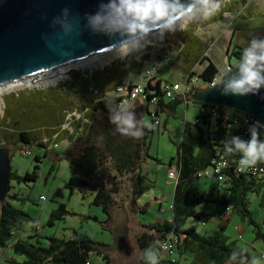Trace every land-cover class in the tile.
I'll return each instance as SVG.
<instances>
[{
    "label": "trees",
    "instance_id": "obj_1",
    "mask_svg": "<svg viewBox=\"0 0 264 264\" xmlns=\"http://www.w3.org/2000/svg\"><path fill=\"white\" fill-rule=\"evenodd\" d=\"M226 11L232 10L221 8L216 16L208 20L201 19L200 26L221 20ZM236 30L234 27L226 51L230 50ZM192 32L190 27L186 32L176 34L183 43L173 64L186 76L184 85H189L191 78H199L208 83L219 73L216 64L205 55L203 42ZM146 49L142 47L134 51L129 59L114 60L89 73L87 70H73L66 80L53 87L5 94L2 97L4 110L0 115V148H7L10 157V145L21 142L26 148L37 144L47 153L56 147V144L49 143L54 134L57 135V141L67 136L69 145L64 155L69 158L74 174L66 181L64 188L71 193L77 190L82 195L92 193L91 204L101 207L107 220L113 209L145 213L146 205L138 207L137 200L150 187L147 173L144 172L149 137L164 124L165 121L161 120L162 113L174 112L178 105L187 102L194 93L207 88L192 85L188 91L169 99L161 90V82L167 81L154 78L155 72L146 87V92L153 90V94H148L143 101H137L131 107L117 108L116 100L110 96L117 86L126 84L131 75L142 73L146 63L150 61V54ZM156 51L164 52L162 46H157ZM233 54L239 61L242 53L234 51ZM197 65L202 66L198 73L194 71ZM153 96L155 102L151 105L149 101ZM195 103L198 114L192 125L197 129V150L189 144L180 143L175 157L170 160L168 168L175 165L177 171L169 205L171 218L165 222L138 224L141 229L135 244L142 257L137 264H177L180 258L186 261L185 264H248L253 259L264 260V253L252 255L223 232L226 223L233 215H237L253 227L255 239L264 241V216L261 223H257L249 208L250 198L256 196L258 205L264 212V176L236 171L235 165L244 157V150L238 148L233 140L235 128L232 123L223 117L225 111L233 116L244 112L198 101ZM199 106L204 110L201 111ZM150 107L154 109L155 117L160 119V124L154 123ZM212 108L217 109L216 115L212 114ZM73 112L78 116L70 117L69 127L62 128L67 115ZM127 113L133 115L135 126L125 135L117 130L118 126L111 121V117ZM145 115L150 121L149 128L145 123ZM184 125L186 130V124ZM200 125H206L208 130L204 132ZM71 128L74 131L70 134ZM135 132L140 135L131 134ZM258 132L259 140L264 141L261 128H258ZM251 135L252 133L244 139V143L250 141ZM228 149L232 151L229 152ZM219 157L228 161L227 167L222 170L221 182L212 172L213 160ZM35 160L40 162L41 158L36 156ZM34 168L37 169V165ZM35 169L24 175L11 172L10 180L14 179L18 183L34 182L37 178ZM200 172L203 174L199 176ZM211 176L218 182L220 194L216 199L204 197L196 186L197 180ZM10 180L7 197L0 201V256L5 248H9L12 255L0 259V264H91L93 254L110 262L102 244L76 230H72L69 238L45 236L44 244L36 233L30 234L28 240L17 238L10 242L23 223L33 221L25 211L11 204L10 200H18V196L15 193L9 194ZM60 194V190H57L56 195ZM208 201L224 208L221 217L224 220L218 224V229L203 235L197 233L195 227L188 225L187 221L206 217L207 213L198 207ZM68 213L64 203L58 204L50 211L47 225L52 226L55 221L63 220ZM170 235L176 238L175 249L171 255H163L160 244ZM238 237L241 238V235ZM34 238V242L29 241ZM13 255L24 258L18 261Z\"/></svg>",
    "mask_w": 264,
    "mask_h": 264
},
{
    "label": "rangeland",
    "instance_id": "obj_2",
    "mask_svg": "<svg viewBox=\"0 0 264 264\" xmlns=\"http://www.w3.org/2000/svg\"><path fill=\"white\" fill-rule=\"evenodd\" d=\"M221 8H231L232 11L224 12L221 20L205 26H200L201 19H198L189 23L187 30L190 27L193 29L192 34L197 36L204 44L205 55L216 63L220 73L225 74L226 71L224 70L229 58H231V63L233 64L238 62L237 56L233 54L234 51L242 53L253 37L264 39V0H221ZM234 27L237 30L234 31L230 50L226 51L229 37ZM183 32L186 31L176 28L175 32L165 31L161 36L154 35V33L142 41V44H147L144 48H147L146 52L150 54V61L146 63L141 74L152 71L153 68L157 67V61L163 59L157 72L158 77L170 80L175 79L182 85L184 82L183 78L179 76V71L170 63L171 59H167V57L174 58L176 56L179 49L177 44L180 43L181 47L183 43L182 39L176 38V34ZM157 46H162L164 52L158 53L156 51ZM133 52L126 57H121L120 55L112 56L104 64L99 61L103 56L82 59V61H86L82 67L73 68L70 64L69 66L71 67H68L70 69L64 72L63 77L57 78L55 82L49 84L43 85L39 83L40 85L37 86L24 84L27 87H23V85L18 87L17 85L12 89H4L0 91V115L3 114L4 110L2 97L5 94L53 87L58 82L66 80L68 74L73 70H87V73H89L103 68L114 60L129 59ZM90 59L94 60L89 61ZM201 68V65H197L194 71L198 73ZM57 70H60V68ZM137 77L140 76L138 75ZM140 80L138 79L137 81ZM196 111L198 112V108H195L193 103L188 102L187 112L185 102L181 103L177 107L176 113H171L168 116L166 128H163L161 124L159 131L150 135L147 149L148 159L147 164L144 166V172H147V182L150 187L137 200L138 207L146 205L145 213L113 209L109 220H107L101 207L91 204L92 193L82 195L77 190L71 193L69 189L64 188L66 181L74 174V169L69 162V158L64 155L67 148L63 144L57 146L56 149L49 150L47 153L44 148L37 144L28 145L27 148L21 142L10 145L9 163L11 172L24 175L25 172H32L35 169V165L38 167L35 169L37 178L34 182L18 183L14 179L10 180L9 194L15 193L18 196V200H10L11 204L15 208L25 211L33 219V221L23 223L10 242L17 238L28 240L30 234L36 233L38 237L40 236L42 244H44L46 242L45 236L54 235L59 238H69L72 230H76L87 234L95 242L102 244V248L110 261L107 263L101 256L93 254L90 259L91 264H137L142 257L141 251L135 244V239L141 229L138 224L165 222L171 218L169 205L172 198L174 180L167 175L168 164L175 157L180 143L189 144L195 151L197 150L195 139L197 129L196 126L192 125L195 121ZM186 113H188L187 116ZM165 118L166 114L162 113L161 120L163 121ZM149 122L148 116L145 115V123L148 128L150 127ZM185 123L186 130L184 129ZM200 127L203 128L204 132L208 130L206 125H200ZM24 149H29L31 154L25 155ZM36 156L41 158L40 162L35 160ZM196 186L198 192L208 199H210V196L216 199L220 194L217 189L218 182L214 177L201 178L196 181ZM57 190H60V195H56ZM40 196L45 199L41 200ZM121 196L123 197V195ZM249 201L253 219L257 223H261L264 212L258 205V198L252 196ZM60 203L66 205L69 213L64 216L63 220L55 221L52 226L47 225L50 211L55 209ZM198 209L205 211L208 215L200 219H189L187 224L193 225L196 232L203 235L211 234L218 229V224L223 219L221 217L224 208L208 201L200 205ZM252 228L246 221L241 220L237 215H233L226 223L223 232L231 240H235L238 246L247 249L255 256V254L264 253V241L255 239ZM262 230L264 231V228ZM238 235H241V238ZM29 241L34 242L35 238L29 239ZM121 245L123 246L119 249ZM11 255L9 251L2 250L0 259L9 258ZM12 257L18 261H22L24 258L21 255H13ZM185 262L184 259L180 258L177 264H185ZM254 262L255 264H264L263 259H253L248 264H254Z\"/></svg>",
    "mask_w": 264,
    "mask_h": 264
},
{
    "label": "water",
    "instance_id": "obj_3",
    "mask_svg": "<svg viewBox=\"0 0 264 264\" xmlns=\"http://www.w3.org/2000/svg\"><path fill=\"white\" fill-rule=\"evenodd\" d=\"M101 3L107 0H0V86L112 48L119 35L109 36L89 20ZM230 70L221 83L194 93L193 99L250 114L264 137V87L258 94H232L226 85L238 69ZM10 176L8 149L1 147L0 201L7 197Z\"/></svg>",
    "mask_w": 264,
    "mask_h": 264
},
{
    "label": "clouds",
    "instance_id": "obj_4",
    "mask_svg": "<svg viewBox=\"0 0 264 264\" xmlns=\"http://www.w3.org/2000/svg\"><path fill=\"white\" fill-rule=\"evenodd\" d=\"M220 11L221 0H186L185 3H181V0H107V3H101L100 11L90 16L89 20L94 28L109 36L118 34L120 39L112 44V50L126 57L146 47L147 44L141 42L154 33L163 35L165 31L175 32L178 22L180 30L186 31L189 23L198 19L208 20ZM235 68L238 69V75L228 80L226 89L235 95L258 94L264 87V39L253 37L243 49ZM230 71L227 69L225 75ZM121 107L128 108L131 105L124 104ZM111 121L125 135L135 126L131 113L112 116ZM259 127V122L250 127L252 135L247 143L241 142L238 137L234 138L237 147L244 150V157L240 160L242 166L264 163V141L259 140ZM131 134L140 135L139 132Z\"/></svg>",
    "mask_w": 264,
    "mask_h": 264
},
{
    "label": "built area",
    "instance_id": "obj_5",
    "mask_svg": "<svg viewBox=\"0 0 264 264\" xmlns=\"http://www.w3.org/2000/svg\"><path fill=\"white\" fill-rule=\"evenodd\" d=\"M231 67L232 65L226 62L224 71H226L227 69H231ZM156 70H157V67L153 68L152 71H147L143 73L141 75L140 81H134V79L131 78L126 82V84L117 86L110 96L116 100L117 108L124 109L121 107V105H124V104L132 105L133 103L137 101H143L148 94H153L154 92L153 90H149L148 92H146V87L148 85V80L151 78V76H153ZM222 75L223 73H220L219 71L216 77L212 81L207 83V87L214 86ZM195 80L196 78L192 79L189 85L186 84L184 86H181L177 82H161V90L164 93V96L166 98L173 99L177 94L182 93L183 91H188V88H190V86H192L195 83ZM149 102L152 105L153 102H155V97L153 96ZM225 108H228V107H225ZM200 110L203 111L204 108L200 107ZM211 111L213 115H216L218 113L216 108H212ZM150 112H151V117L154 120V123L156 125L160 124V119L155 117L154 109L152 107H150ZM74 115L78 116L77 114H75V112L67 115L66 117L67 121L64 122V124L62 125V128L69 127L68 119H70V117ZM223 117L225 120L230 121L233 127L235 128V135L233 137V140L234 138L238 137L241 142H244V139L249 134H251V131L249 130L250 127H252L254 124L258 122L253 116L247 113L235 114L233 116L231 115V113H228V111H225L223 113ZM259 128H261V126ZM29 154H30V150L26 149L25 155H29ZM213 164H214V167H213L212 172L214 173V175H216L217 180L221 182L223 180L222 170L225 167H227L228 161L225 158L219 157L213 160ZM241 167H243L244 169L241 170ZM235 169L237 172L247 171L255 176H264V163L262 162H258L256 165L242 166L240 165V161H239L238 163H236ZM202 174L203 172L198 173L199 176ZM207 174H208V171L205 172V175ZM167 175L168 177L172 179L177 177V171H176L175 165H171L168 168ZM40 199L44 200L45 198L43 196H40ZM175 241H176V238L173 235H170L167 238V240L161 242L160 247H161L163 255H171L172 251L175 249Z\"/></svg>",
    "mask_w": 264,
    "mask_h": 264
},
{
    "label": "bare ground",
    "instance_id": "obj_6",
    "mask_svg": "<svg viewBox=\"0 0 264 264\" xmlns=\"http://www.w3.org/2000/svg\"><path fill=\"white\" fill-rule=\"evenodd\" d=\"M176 28H180V25H179V22L177 23V26ZM154 35H157V34H154ZM153 35V36H154ZM158 36H161V35H158ZM103 52V53H102ZM102 52H99L101 54H97L95 56L92 57H87L86 59H89V58H96V57H101L103 56L101 59H99L100 63L104 64L105 62H107V60L109 58H111L112 56H116V55H119V53H116V52H113L112 48H108ZM85 59V58H83ZM91 60H94V59H90L89 61ZM88 61V60H87ZM75 62V63H74ZM74 62H71V63H68V64H65L63 66H60L58 68H55V69H52V70H49V71H46L44 73H41V74H37V75H32V76H28L26 78H22L20 80H16V81H12L8 84H5V85H1L0 86V91L4 90V89H12L14 88V86H17L18 87H21L23 85V87H27V85L29 86H33V85H40L39 83L45 85V84H49V83H52V82H55L57 78H60V77H63L64 75V72L67 70V69H70L68 67H73V68H77V67H82L83 64H85V60L82 61V59H79L77 61H74ZM74 63V64H73ZM71 64V66H69ZM73 64V65H72ZM63 67V68H62ZM60 70H57L59 69ZM24 79V80H23ZM24 84H27V85H24ZM21 85V86H19ZM28 86V87H29ZM17 88V87H16Z\"/></svg>",
    "mask_w": 264,
    "mask_h": 264
},
{
    "label": "crops",
    "instance_id": "obj_7",
    "mask_svg": "<svg viewBox=\"0 0 264 264\" xmlns=\"http://www.w3.org/2000/svg\"><path fill=\"white\" fill-rule=\"evenodd\" d=\"M232 31H233V28H232ZM231 36H232V33H231ZM231 36L229 37V40H230V38H231ZM177 38V37H176ZM177 45H179V48H180V43H178ZM179 50V49H178ZM178 52V51H177ZM177 55V54H176ZM175 57L176 56H174V58H169V57H167V59H171L170 60V63H172V65L174 66V64H173V61H174V59H175ZM161 60H163V59H161ZM161 60H158L157 61V70H156V72H158L159 71V66H160V63H161ZM230 65L231 64H233V63H231V58H229V62H228ZM216 64V63H215ZM217 66V65H216ZM174 68L175 69H177L175 66H174ZM217 68H218V66H217ZM178 70V69H177ZM218 70H220L219 68H218ZM141 75L142 74H140L139 76L140 77H137L138 75H131L129 78L131 79H134V81H137L138 79H140L141 78ZM179 76L181 77V78H183V80H184V82H183V84L181 85V83L179 82V81H177V80H175V79H172V80H170V79H162V78H160V77H158V74L156 73V74H154V78H156V79H159V80H165V81H167V82H177V83H179L181 86H183L184 84H185V79H186V76H183V74L179 71ZM151 78H152V76H151ZM192 79H194V78H191V80ZM199 81H201V82H203L201 79H196L195 80V83L193 84V86L194 87H204V86H206L207 87V83H205V82H203V84H201V82H199ZM191 82V81H190ZM194 95V94H193ZM188 102H191V103H193V105L195 106V108H198L197 107V104L195 103V100L193 99V96L187 101V102H185V107H186V112H187V109H188ZM179 106V105H178ZM177 106V107H178ZM177 107H176V109H175V111L174 112H164L165 114H166V118L164 119V124H163V128H166V125H168V116L169 115H171V113H176V110H177ZM232 113H234V112H232ZM187 114L188 113H186V116H187ZM197 114H198V112L196 111V113H195V116H194V118H195V121H196V117H197ZM186 124V123H185ZM73 131H74V128H71V130H69V133L71 134V133H73ZM55 136H57L56 134H54V136L50 139V141H49V143H54V144H56V147L54 148V149H56L57 148V146H59L60 144H63L66 148L68 147V145H69V141H68V138H67V136L65 137V138H63L61 141H57V139H56V137ZM68 136H69V134H68ZM145 164H147V161L145 162ZM145 164H144V166H145ZM169 165V164H168ZM146 172V171H145ZM147 173V172H146ZM212 177V176H211ZM205 178H207V177H205ZM208 215V214H207ZM5 250H7V251H10L9 250V248H7V249H5ZM4 251V250H3ZM2 253V252H1ZM10 253V252H9Z\"/></svg>",
    "mask_w": 264,
    "mask_h": 264
},
{
    "label": "flooded vegetation",
    "instance_id": "obj_8",
    "mask_svg": "<svg viewBox=\"0 0 264 264\" xmlns=\"http://www.w3.org/2000/svg\"><path fill=\"white\" fill-rule=\"evenodd\" d=\"M237 63V62H236ZM236 63H234V64H231L232 66H235L236 65Z\"/></svg>",
    "mask_w": 264,
    "mask_h": 264
}]
</instances>
